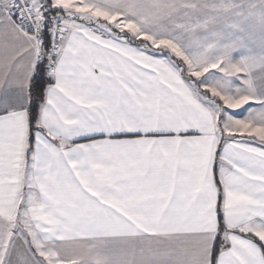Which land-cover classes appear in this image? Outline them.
<instances>
[{"label": "snow or ice", "instance_id": "obj_1", "mask_svg": "<svg viewBox=\"0 0 264 264\" xmlns=\"http://www.w3.org/2000/svg\"><path fill=\"white\" fill-rule=\"evenodd\" d=\"M0 264H264V0H0Z\"/></svg>", "mask_w": 264, "mask_h": 264}]
</instances>
